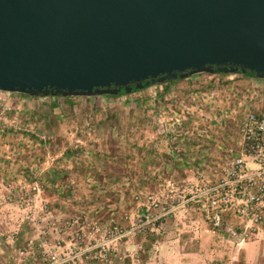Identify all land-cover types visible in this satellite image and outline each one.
I'll list each match as a JSON object with an SVG mask.
<instances>
[{
	"label": "rangeland",
	"instance_id": "1",
	"mask_svg": "<svg viewBox=\"0 0 264 264\" xmlns=\"http://www.w3.org/2000/svg\"><path fill=\"white\" fill-rule=\"evenodd\" d=\"M249 112L264 78L238 71L119 95L0 90V264H264V194L237 182L260 168ZM206 188L226 191L218 223Z\"/></svg>",
	"mask_w": 264,
	"mask_h": 264
},
{
	"label": "water",
	"instance_id": "2",
	"mask_svg": "<svg viewBox=\"0 0 264 264\" xmlns=\"http://www.w3.org/2000/svg\"><path fill=\"white\" fill-rule=\"evenodd\" d=\"M264 78V0H0V90L129 93L144 81Z\"/></svg>",
	"mask_w": 264,
	"mask_h": 264
},
{
	"label": "built area",
	"instance_id": "3",
	"mask_svg": "<svg viewBox=\"0 0 264 264\" xmlns=\"http://www.w3.org/2000/svg\"><path fill=\"white\" fill-rule=\"evenodd\" d=\"M239 130L241 133V142L244 150H246L249 154H254L259 158L260 168L259 171L255 174H244L243 178H239L237 180V182L239 183L238 185L240 186V188H246L244 185L245 182L250 185L256 184L257 190L260 193L264 194V113H247L240 122ZM236 162H240V159H237ZM258 191L257 193H259ZM203 193V195H205L204 197H206L207 200L211 199L210 202L204 205L203 209L207 213L210 212L212 215L211 219L214 220L215 223H218L220 219L219 211H221L224 206L228 205L225 200H222L225 198L226 191L218 188H206ZM251 199L256 203L260 200L257 195L251 196ZM252 213H258L257 208H254ZM67 261H69V259L65 258L64 262Z\"/></svg>",
	"mask_w": 264,
	"mask_h": 264
},
{
	"label": "trees",
	"instance_id": "4",
	"mask_svg": "<svg viewBox=\"0 0 264 264\" xmlns=\"http://www.w3.org/2000/svg\"><path fill=\"white\" fill-rule=\"evenodd\" d=\"M244 74H246V75H250V76H254V74L253 73H251V72H249V71H246ZM176 79H179V78H176ZM175 79H172V80H167V81H174ZM164 82H166V81H164ZM152 84H154V83H152V82H150V81H144L143 83H142V85H143V87H142V89H144V88H146V87H148V86H150V85H152ZM137 90H140V89H136L135 88V86L134 85H132V90H131V92H134V91H137ZM119 94H124V91L121 89V90H119V92L117 93V94H115V95H119Z\"/></svg>",
	"mask_w": 264,
	"mask_h": 264
}]
</instances>
